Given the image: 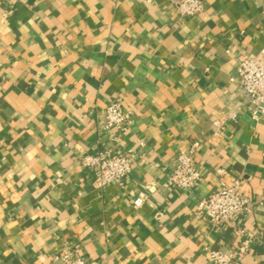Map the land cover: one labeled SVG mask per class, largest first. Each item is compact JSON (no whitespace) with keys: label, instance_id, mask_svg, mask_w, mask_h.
Instances as JSON below:
<instances>
[{"label":"crops","instance_id":"1","mask_svg":"<svg viewBox=\"0 0 264 264\" xmlns=\"http://www.w3.org/2000/svg\"><path fill=\"white\" fill-rule=\"evenodd\" d=\"M171 1L0 0V264H64L67 249L88 264H215L217 250L264 264V113L237 73L264 48V0H202L187 19ZM115 101L125 132L102 125ZM195 144L201 178L171 185ZM100 152L131 157L122 185L98 186L83 159ZM233 179L249 200L235 224L200 214Z\"/></svg>","mask_w":264,"mask_h":264},{"label":"built area","instance_id":"2","mask_svg":"<svg viewBox=\"0 0 264 264\" xmlns=\"http://www.w3.org/2000/svg\"><path fill=\"white\" fill-rule=\"evenodd\" d=\"M171 3L180 19L195 17L203 11L202 0H172ZM242 58L237 67L239 83L247 96L250 113L254 117H259L264 113V48L258 57L243 56ZM132 119L131 113L122 102L115 101L107 107L102 125L106 129L125 132L130 127ZM220 123V120L214 122L216 129L219 128ZM198 146L195 144L188 151L181 153L178 165L168 178L171 185L191 189L201 178V174L193 165V156ZM84 158V165L94 172L97 184L102 188L113 183L122 185L132 171V159L126 154L100 152L88 154ZM240 185L238 179L224 183L219 191L200 202L199 213L209 216L215 223L230 222L234 225L235 216L245 211L249 204L248 198L241 193ZM143 202L145 201L142 198H137L134 205L139 208ZM240 233L244 234V231L241 230ZM252 237V234L247 235L240 246L239 254L246 251ZM211 258L215 264L234 263L232 255H226L218 250L211 252ZM56 259L64 261V264H88L79 257L76 250H64L56 256Z\"/></svg>","mask_w":264,"mask_h":264}]
</instances>
